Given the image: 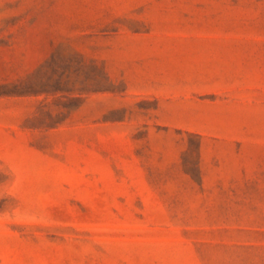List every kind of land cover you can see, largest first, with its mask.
<instances>
[{"label":"rangeland","instance_id":"1","mask_svg":"<svg viewBox=\"0 0 264 264\" xmlns=\"http://www.w3.org/2000/svg\"><path fill=\"white\" fill-rule=\"evenodd\" d=\"M0 264H264V0H0Z\"/></svg>","mask_w":264,"mask_h":264}]
</instances>
